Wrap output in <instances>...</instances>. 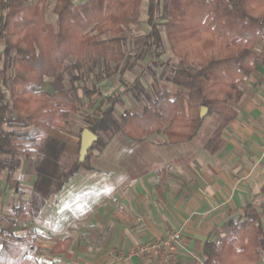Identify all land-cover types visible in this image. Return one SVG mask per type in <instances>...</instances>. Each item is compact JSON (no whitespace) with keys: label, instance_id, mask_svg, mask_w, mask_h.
Wrapping results in <instances>:
<instances>
[{"label":"trees","instance_id":"trees-1","mask_svg":"<svg viewBox=\"0 0 264 264\" xmlns=\"http://www.w3.org/2000/svg\"><path fill=\"white\" fill-rule=\"evenodd\" d=\"M140 2L57 0L53 25L37 3L0 0V169L7 168L10 175L20 163L15 155L35 153L45 144L55 149L49 131L68 127L81 106L79 88L88 106H93L96 87L74 85L72 79L68 84L67 75L99 61L119 66L124 57L123 25L139 16ZM157 8L158 0H147L150 31L144 42L152 47L155 59L161 57L162 46ZM162 17L168 44L178 58L164 79L176 89L162 87L150 95L137 75L124 91L102 96L84 118L97 139L83 161L77 155L71 167L59 172L51 193L58 192L79 168L92 169L87 162L90 150L106 144V131L121 132L134 141L164 134L159 143L174 144L191 140L208 114L229 117L231 102L242 95L243 79L264 64V0H163ZM258 44H263L260 52L255 49ZM45 77L52 81L51 91L43 88ZM127 93L137 100L144 97L145 102L140 111L123 109L116 116L115 106ZM202 106L207 108L204 116L199 115ZM217 135L218 131L213 139ZM47 154L41 157L44 165ZM259 195L262 214L250 209L228 220L220 236L206 237L199 264H264V184ZM32 207L15 210L33 217L40 205ZM36 235L35 230L16 235L2 226L0 264H39Z\"/></svg>","mask_w":264,"mask_h":264},{"label":"crops","instance_id":"crops-1","mask_svg":"<svg viewBox=\"0 0 264 264\" xmlns=\"http://www.w3.org/2000/svg\"><path fill=\"white\" fill-rule=\"evenodd\" d=\"M255 49L262 51L263 44ZM101 75L103 80L108 78ZM70 79L74 85H84L82 71ZM89 80L97 88L91 96L93 106L88 107L79 88L81 106L68 127L49 131V138L63 142L69 155H78L79 131L87 127L85 111L91 112L108 95L97 79ZM164 85H155V90L176 89L170 82ZM43 88L52 90L50 78L43 81ZM241 88V97L231 102L232 114L206 115L187 142L160 144L164 134L134 141L121 132L106 131V144L90 150L87 162L92 169L79 168L58 192L44 199L33 217L15 209L33 205L34 164L22 159L10 175L7 168H1L0 221H6L16 235L36 231L39 264H144L130 249L174 228H182L179 264H199L206 237L220 236L228 220L250 209L262 214L264 64L243 79ZM136 102L133 95L125 94L115 106V115L134 109ZM19 201L24 204L18 205Z\"/></svg>","mask_w":264,"mask_h":264},{"label":"rangeland","instance_id":"rangeland-1","mask_svg":"<svg viewBox=\"0 0 264 264\" xmlns=\"http://www.w3.org/2000/svg\"><path fill=\"white\" fill-rule=\"evenodd\" d=\"M29 1L41 5L44 10L46 21L53 25L56 24L57 16L53 8L57 0H46L45 2H42L41 0ZM73 1L78 2L80 0ZM162 8L163 0H158L155 21L157 22L162 40L161 57L159 59L154 58L152 47L147 46L144 42L150 31V25L147 23V0H141L139 16L137 18H128L123 25L122 35L125 39L123 46L124 57L119 66H116L114 63L105 64L103 61L88 66L82 70L84 77V79H81L82 84L91 88L94 82L91 83L89 78L94 80L97 79V82L99 81L100 84H98V86L103 85L108 95H115L118 93V89L124 88V86L129 85L133 81L135 74H139L142 78L143 84L147 86L148 91L152 95H154L155 85L157 87L165 86L164 83L166 80L164 77L168 74L171 66L178 64V58L173 55L165 36ZM100 37H103V35H99V38ZM8 73L9 72L6 71V75H8ZM101 73H105L108 78H105V80L101 79ZM118 73H120V75ZM70 75L71 73H68L67 75L68 84L70 83ZM117 75L120 76V79ZM46 78L47 77H45V79ZM97 82L95 81L96 85ZM75 83L76 82H73V84ZM143 102H145L144 97L138 99L136 102L137 106H134L133 108L141 110ZM85 113L87 112L85 111ZM55 145V149H50L49 144H45L35 153H21L15 155L16 159H20L21 161L24 159L34 164L31 167L35 171V181L37 182V187L34 188L32 196L34 208L41 205L44 199L51 193V188L56 182L59 172L71 167L77 156L66 153L64 151L65 144L63 142H56ZM44 154H47L46 160L48 162L46 165L42 164L41 160V157H43ZM45 180L48 181L45 182ZM22 204H24L22 201L18 202V205ZM6 224V221H0V225L6 226Z\"/></svg>","mask_w":264,"mask_h":264},{"label":"built area","instance_id":"built-area-1","mask_svg":"<svg viewBox=\"0 0 264 264\" xmlns=\"http://www.w3.org/2000/svg\"><path fill=\"white\" fill-rule=\"evenodd\" d=\"M181 232L182 228L168 230L162 236L133 246L130 254L144 264H179Z\"/></svg>","mask_w":264,"mask_h":264},{"label":"water","instance_id":"water-1","mask_svg":"<svg viewBox=\"0 0 264 264\" xmlns=\"http://www.w3.org/2000/svg\"><path fill=\"white\" fill-rule=\"evenodd\" d=\"M207 112V108L202 106L200 108L199 115L204 116ZM97 139V135L93 133L89 128L85 127L82 129L80 134V141H79V149H78V160L83 161L88 149L92 145V143Z\"/></svg>","mask_w":264,"mask_h":264}]
</instances>
